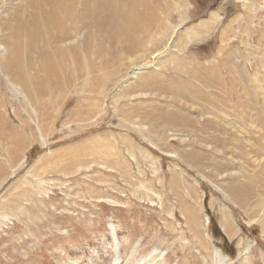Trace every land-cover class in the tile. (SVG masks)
<instances>
[{
	"label": "rangeland",
	"instance_id": "374dc122",
	"mask_svg": "<svg viewBox=\"0 0 264 264\" xmlns=\"http://www.w3.org/2000/svg\"><path fill=\"white\" fill-rule=\"evenodd\" d=\"M153 1L164 29L144 40L146 56L98 53L91 35L83 73L30 97L3 60L10 14L29 8L0 0V264H113L115 255L116 264H215L214 248L225 264H264V40L230 25L249 1L184 0L170 24L163 11L176 0ZM207 18L208 31L182 37ZM77 25L66 45L97 30ZM155 51V77L151 68L133 77ZM19 133L27 144L16 153ZM231 184L241 190L233 200Z\"/></svg>",
	"mask_w": 264,
	"mask_h": 264
},
{
	"label": "bare ground",
	"instance_id": "6f19581e",
	"mask_svg": "<svg viewBox=\"0 0 264 264\" xmlns=\"http://www.w3.org/2000/svg\"><path fill=\"white\" fill-rule=\"evenodd\" d=\"M79 1L24 0L25 5L29 8L26 10L25 17H22L18 10L10 14L15 24L7 39L9 52L3 58L4 67L7 70L13 71L15 80L22 85V88L30 97H34L36 92L38 94H49L56 88L70 85L71 73H83L84 63L80 56L81 52H88L90 50L91 43H89V40L91 35L99 39V44H101L97 46L98 53L104 52L113 57L121 49L124 54L132 55L140 52L146 56L149 52L141 49L144 48V40L151 41L157 29L161 30L160 33L164 29V26L162 28V21L156 16V9H153V0H82L80 7H78ZM183 2L184 0H176L173 7L168 5L164 9L163 13L166 22H169L167 20L168 15L173 10L180 11L184 8L185 4ZM141 8L143 9L141 10ZM182 20L183 18L180 16V21ZM214 21L215 18H207V20H203L197 25L192 24L193 26L186 27L187 29L182 37L190 40L198 37L205 31H208ZM78 22H81L87 28H90V24L95 22L97 30L87 31L88 34L81 43V46L66 45L69 43L67 39L72 43L78 38ZM6 23L4 26L10 25V23L9 25ZM176 26L178 25H175L173 30L171 29L170 37L174 34V30L177 29ZM165 34L167 33L165 32ZM169 41L170 38L167 40L168 44ZM105 43H107V51L105 50ZM21 44H23L25 49L24 53L21 52ZM4 49V44H0V50L3 51ZM159 54L160 52H152L150 58L140 66L134 68V72L131 75L134 77L136 73L151 68L152 70L149 71L147 80L155 77V71L159 67L158 62L153 59L159 56ZM70 60H73L74 66L70 64ZM109 63L110 61L106 59L103 64L107 65ZM162 113L167 114L164 117L165 119L175 121L171 112L163 110ZM14 142L16 144L14 147L16 153H20L27 144V141L24 140L23 135L20 133L19 136L15 137ZM165 154L174 156L173 152ZM24 156L22 159H24ZM12 173L13 170H11L9 175L11 174L12 176ZM224 190L231 195V200L241 195L240 186L238 185H226L224 186ZM181 200L179 201L183 204ZM237 202L240 203L242 200L239 198ZM221 212H223V217L220 221L221 228L224 232H230L232 228L228 224V221L230 222L228 211L222 210ZM192 221V219H189L190 224ZM207 221L206 217L205 223ZM206 235L209 237L208 234ZM205 242L201 241L202 245ZM205 245V247H208L207 243ZM115 257L117 256L115 255ZM115 257L112 262L113 264H116ZM212 258L215 264H225L226 262V256L217 248H214ZM138 264L141 263L139 262ZM147 264L150 263L147 262Z\"/></svg>",
	"mask_w": 264,
	"mask_h": 264
},
{
	"label": "crops",
	"instance_id": "0c3cea01",
	"mask_svg": "<svg viewBox=\"0 0 264 264\" xmlns=\"http://www.w3.org/2000/svg\"><path fill=\"white\" fill-rule=\"evenodd\" d=\"M239 1V0H236ZM249 8L247 10V17L244 16L242 10H238L231 15V32L235 31L240 37L244 35L248 36V26H253V33L264 40V15L261 11H264V0H248ZM242 15V16H240ZM247 20L249 23L247 25ZM262 21V27L260 22ZM242 23V24H240Z\"/></svg>",
	"mask_w": 264,
	"mask_h": 264
},
{
	"label": "trees",
	"instance_id": "16d2710c",
	"mask_svg": "<svg viewBox=\"0 0 264 264\" xmlns=\"http://www.w3.org/2000/svg\"><path fill=\"white\" fill-rule=\"evenodd\" d=\"M210 223V232L212 234V236L216 239H220L222 242V245H227L228 244V240L225 237V235L221 232L219 226L216 224V222L210 217L209 220ZM224 252H226L225 249L221 248Z\"/></svg>",
	"mask_w": 264,
	"mask_h": 264
}]
</instances>
